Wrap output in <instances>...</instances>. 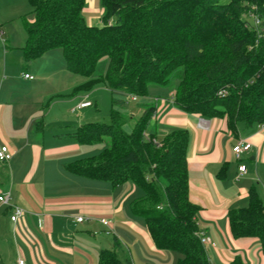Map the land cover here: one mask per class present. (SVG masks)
I'll return each instance as SVG.
<instances>
[{"label": "trees", "instance_id": "trees-1", "mask_svg": "<svg viewBox=\"0 0 264 264\" xmlns=\"http://www.w3.org/2000/svg\"><path fill=\"white\" fill-rule=\"evenodd\" d=\"M27 2L33 20L25 23L24 63L59 51L69 74L89 79L107 59L104 75L74 91L101 83L144 99L154 89L171 94L186 114L225 118L233 134L240 124L264 125V0H99L100 26L86 23V0ZM114 106L108 123L84 124L70 135L79 145L104 144L101 152L64 169L113 188L130 182L141 196L129 202V212L144 220L155 247L178 254L176 264H209L198 237L200 207L188 197V132L155 141V107L144 103L126 133L129 118ZM227 218L232 238L257 239L264 255V204L255 187L247 206ZM98 264L122 263L115 250H102Z\"/></svg>", "mask_w": 264, "mask_h": 264}, {"label": "crops", "instance_id": "crops-1", "mask_svg": "<svg viewBox=\"0 0 264 264\" xmlns=\"http://www.w3.org/2000/svg\"><path fill=\"white\" fill-rule=\"evenodd\" d=\"M16 1L0 3L14 8ZM85 7L82 11L85 21L98 26V22L93 23L94 19L85 17L88 16ZM100 11L102 15V9ZM23 46L4 43L0 56L8 57L13 49ZM33 62L26 64L22 73L32 79H24L21 75L22 82L35 80ZM3 67H7L5 61ZM14 82L4 78L0 81V145H6L12 154L11 160L14 159L0 172V194H8L10 206L21 208L24 214L11 222V207L0 205V264H17V259L25 264H98V254L102 250H115L122 264H176L179 255L157 249L144 220L130 214L129 202L141 196L133 184L127 182L113 188L107 182L79 177L64 169L65 164L81 159L71 160L82 151L80 148L90 146L79 145L70 135L80 126L93 123L87 118L88 114L82 113L96 106V102L93 104L90 100L91 94H71L78 85L61 87L60 80L52 85L50 99L62 103L61 99L70 98L63 102H68L71 109L84 101H89L91 106L78 110L82 113L81 119L77 116L74 121L64 119L58 124L48 141L55 148L45 150L43 141H33L30 134V123H41L35 111L30 118L33 113L30 110L39 102L32 99L15 102V96L24 97V93L18 91ZM33 87L35 85L28 87L29 98ZM104 88L112 97L111 103H117L114 108L129 118L123 127L126 133L141 116L140 105L144 103L155 107L151 122L155 141L160 142L174 130L188 132V197L200 207L196 219L199 233L214 244L206 248L209 264H230L235 258L242 264H264L258 240L232 238L227 218L230 210L247 206L250 187L256 188L264 204V125L245 128L240 124L233 134L225 118L206 120L178 110L169 93L152 89L148 97L132 101L122 92ZM51 110L52 106L49 112ZM76 112L71 110L70 113ZM24 118L28 126L20 130L16 122ZM37 132L43 139V128L37 127ZM240 140L249 143L251 148L236 160L232 147ZM16 145L22 148H14ZM239 164L246 167V173L236 180ZM77 217L83 221L74 222ZM100 219L106 220L108 226L101 225ZM106 230L109 235L103 234Z\"/></svg>", "mask_w": 264, "mask_h": 264}, {"label": "rangeland", "instance_id": "rangeland-1", "mask_svg": "<svg viewBox=\"0 0 264 264\" xmlns=\"http://www.w3.org/2000/svg\"><path fill=\"white\" fill-rule=\"evenodd\" d=\"M4 3V0H0V2ZM0 3V49H2L3 44L11 46H23L26 40V33H25V23L31 22L33 20L32 9L29 6L27 0H17L16 4L13 2L14 8H9L5 6L6 4ZM5 7V8H2ZM2 8V9H1ZM86 11L88 12V16L94 19L93 23H97L98 26L101 25L100 18H101V7L99 4V0H87ZM88 24V22H86ZM92 26V25H90ZM94 26V25H93ZM4 61L7 63L6 69L3 67ZM33 71H35V80L31 82H22L20 76L23 73V68L26 64L23 62V52L19 48L13 49L8 57L0 56V81L4 78L5 80H13L15 81V85L18 86V91H21L24 97L15 96L14 101L16 102L21 101L22 103L25 100H35L39 102V105L34 106L32 110H30V118L34 116V111L36 115L41 120V123H30L32 127L30 128L31 139L34 141L35 139L39 142L43 141L44 149L50 150L54 149V144L49 143L48 141L53 137L52 134L57 131L58 124L62 123L64 119H68L74 121L78 116L81 119L83 114H88L87 118H90L93 123H108L109 122V114L111 108V100L112 97L110 94L105 90L103 84L101 83H94L93 86L89 90L77 89L75 92L74 90L71 94L78 93H88L91 94V102L94 104L96 102V106L91 109L85 110L82 113H70L71 109L63 101H69L70 98H63L61 100L62 103H59V100L50 99L49 95L51 93V87L55 83L58 82L59 86H81L90 79H96L99 76H102L106 72L108 61L106 58H101L95 65L91 78H85L82 76L71 75L65 72L63 69V61L61 59L59 51H54L50 55H44L36 60H33ZM32 62V61H31ZM24 63V65H23ZM30 65V63L28 64ZM64 75H67L66 79L64 80ZM23 76V75H22ZM13 83V84H14ZM31 89L30 93L31 96L29 98L28 94V87L34 86ZM49 97V98H48ZM41 103V104H40ZM52 106V110L49 112V107ZM131 107V106H130ZM16 109V108H14ZM27 119L24 118L22 121H17V128L23 129L24 127L28 126L26 121ZM83 122V121H82ZM45 125V126H44ZM37 127L43 128V139L41 134L37 132ZM24 130V129H23ZM107 140V139H106ZM105 146V145H104ZM16 149H21L22 145L14 146ZM102 144H94L90 146H83L82 151L71 158V160L75 159H85L88 157L96 156L101 152ZM67 160V159H66ZM14 159L11 160L9 163H13ZM8 165L7 163L1 164L0 163V172ZM54 165V161H52L51 166ZM177 257L176 254H171Z\"/></svg>", "mask_w": 264, "mask_h": 264}, {"label": "built area", "instance_id": "built-area-1", "mask_svg": "<svg viewBox=\"0 0 264 264\" xmlns=\"http://www.w3.org/2000/svg\"><path fill=\"white\" fill-rule=\"evenodd\" d=\"M254 24L257 25L258 21L254 18ZM24 79H29L31 80L32 77L28 74H24L23 75ZM132 101H135L136 98L135 97H131ZM91 103L89 101H84L80 104L77 105V107H75L73 111H78L87 107H90ZM250 144L247 143L244 140H240L238 141L233 147H232V153L234 154V158L236 160H239L240 157L242 155H244L245 153H247L250 150ZM12 158V154L9 150V148L6 145H0V163L1 164H5L8 163ZM246 173V167L242 164H239L237 166V174L235 179L237 180L239 177H241L242 175H244ZM9 200L10 197L8 194H0V205L6 206V207H11L9 204ZM11 216H10V221L11 222H16L23 214L24 211L16 206H12L11 207ZM83 221V219L81 217H77L74 219V222L76 223H81ZM100 224L103 225L104 227L108 226V222L104 219H100L99 220ZM104 235H109L110 232L108 230L103 232ZM199 237V242L202 245V247L204 248L205 252H206V248L208 246L210 247H214V244L204 235L202 234H198ZM17 264H25L24 261L22 259H17Z\"/></svg>", "mask_w": 264, "mask_h": 264}]
</instances>
